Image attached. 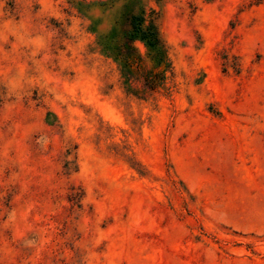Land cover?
Returning <instances> with one entry per match:
<instances>
[{"label": "rangeland", "instance_id": "374dc122", "mask_svg": "<svg viewBox=\"0 0 264 264\" xmlns=\"http://www.w3.org/2000/svg\"><path fill=\"white\" fill-rule=\"evenodd\" d=\"M0 264H264V0H0Z\"/></svg>", "mask_w": 264, "mask_h": 264}, {"label": "trees", "instance_id": "16d2710c", "mask_svg": "<svg viewBox=\"0 0 264 264\" xmlns=\"http://www.w3.org/2000/svg\"><path fill=\"white\" fill-rule=\"evenodd\" d=\"M124 8V13L130 21L129 28L122 35L116 28L107 34L108 49L123 62V67L128 73H141L145 87L155 91L164 83L171 63L161 43L155 22L153 20L148 22L144 11L131 14L127 11V5ZM136 41L143 42L147 47V57L153 64L150 69H145V58L135 46Z\"/></svg>", "mask_w": 264, "mask_h": 264}, {"label": "clouds", "instance_id": "9594fccd", "mask_svg": "<svg viewBox=\"0 0 264 264\" xmlns=\"http://www.w3.org/2000/svg\"><path fill=\"white\" fill-rule=\"evenodd\" d=\"M78 26L76 23H73V26L69 29V31L73 34H75L79 29H78ZM42 46V45H41ZM138 46H141V45H138ZM31 243V242H30Z\"/></svg>", "mask_w": 264, "mask_h": 264}]
</instances>
